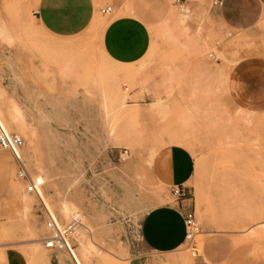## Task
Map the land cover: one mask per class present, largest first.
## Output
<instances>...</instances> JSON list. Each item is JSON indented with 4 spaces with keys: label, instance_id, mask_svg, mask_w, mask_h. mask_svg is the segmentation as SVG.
I'll return each instance as SVG.
<instances>
[{
    "label": "rangeland",
    "instance_id": "1",
    "mask_svg": "<svg viewBox=\"0 0 264 264\" xmlns=\"http://www.w3.org/2000/svg\"><path fill=\"white\" fill-rule=\"evenodd\" d=\"M36 1L0 0V28L13 38L6 42L0 37V51L18 62L27 82L38 83L45 111L39 106L40 117L31 111L30 102L37 103L29 91L25 92L29 96L26 105L13 63L0 53V124L4 132L23 138L20 156L25 148L28 160L24 163L40 186V200L59 224L70 221L60 212L62 200L77 208L87 229L81 230L71 246L74 263H130L140 250L137 225L145 212H119L125 211L127 191L118 179H125L138 198H155V204L173 202L172 189L154 181L146 160L153 149L175 145L178 136L187 141L179 146L195 160L184 198L189 199L201 226L196 238L199 257L194 258L184 246L173 255L152 256L153 264H197V259L210 264H264V112L235 106L226 91L235 64L250 56L264 57V9L251 26L233 28L213 6L214 0H197L188 9L177 0H95V18L106 28L92 23L79 37L57 41L33 19ZM107 7L112 12L105 15L102 11ZM123 16L139 18L150 32L149 50L136 63L117 62L103 48L105 30L113 19ZM78 89L87 99L101 103L102 132L107 136L102 147L112 148L117 156L95 159H112L110 178H101L93 167L87 171L85 160L90 156H84L80 168L85 178L76 181L62 155L69 145L50 143L52 139L62 142L57 126L69 119L61 106L58 113L47 112V100L55 94L71 98ZM13 100L26 114V131L10 119ZM117 102L128 111L117 109ZM84 104L88 109V101ZM107 107L113 110L111 115ZM83 115L88 122L94 119L92 112ZM45 118L44 124L48 119L56 122L49 130L42 126ZM0 161V253L5 256V262L0 256V264H13L14 256L17 264H35L37 257L49 252L44 240L37 253L35 243L30 242L49 235L43 212L37 198L27 194L17 179L15 156L0 150ZM104 171L100 163L96 172ZM105 205L113 208H108L102 234L95 221L105 216L101 210ZM119 206L121 210L114 209ZM134 207V203L127 206ZM122 223L132 225V235L110 240L106 230ZM83 239L95 245L98 256L82 254Z\"/></svg>",
    "mask_w": 264,
    "mask_h": 264
},
{
    "label": "crops",
    "instance_id": "2",
    "mask_svg": "<svg viewBox=\"0 0 264 264\" xmlns=\"http://www.w3.org/2000/svg\"><path fill=\"white\" fill-rule=\"evenodd\" d=\"M196 1L177 0L178 3H182L178 5L187 9L192 7ZM35 5L33 19L45 34L57 41L79 37L96 20L95 0H37ZM263 9L264 0H223V7L219 10L223 18L233 28H247L253 24ZM150 43L151 36L147 26L142 20L132 16L113 19L103 35V48L108 56L125 64L136 63L144 58L149 50ZM0 53L3 59L12 62L14 65V74L22 83L20 97L28 98L29 96L25 92L29 91L37 103L36 105L32 99L33 101L30 102L31 111H34L40 117L39 114L42 111L39 110V106L42 107L44 104L43 97L41 98L42 94H39L42 92L38 83L27 82L25 73L18 62L2 51ZM5 69H7L6 66ZM1 78L0 76V80ZM226 91L230 101L235 106L253 113L264 112V57L250 56L235 64L229 72ZM60 101H63L64 104H61ZM85 101H88V109L84 104ZM47 102L50 103L47 104V112L58 113L60 111L58 108L61 106L62 111L68 114L67 118L71 123L68 124L64 121L65 124L57 126V129L62 132L63 141L70 146V149L63 152L62 155L90 156L85 160L86 170L90 171L93 167L95 173L101 178H110V172L114 166L111 163L112 159L110 157L108 159L106 157L95 159L96 156H117L112 148L102 147V142L107 136L105 132H102L105 126H102L100 119L101 103L87 99L81 89H78L77 94L71 98L55 94ZM42 109L44 110L43 107ZM86 112L88 114L93 113V121L88 122L85 120L83 114ZM55 123L48 119L46 125L50 127ZM105 143L110 145L109 140ZM100 163H103L105 168L103 173L96 172L100 170ZM146 163L150 168L154 181L169 190L173 188L184 189L192 179L195 171V160L192 153L179 145L162 147L152 158L148 156ZM115 171V174H117L119 170L115 169ZM118 182L125 187L127 192L133 194V188L127 185L125 179L120 177ZM141 187L139 183V188L141 189ZM137 199L138 202L135 204L134 209L126 207L127 209L123 212L119 211L121 210L120 206L114 208L122 214L138 215L145 212L137 225L140 250L138 251L137 248V253L129 264H153L152 256L165 257L173 255L183 248L186 235L184 216L192 211V204L189 199H175L173 202L164 204H155L157 202L155 198L137 197ZM92 201L96 202L91 198ZM108 208L113 207L101 206L105 216L99 221H95L102 229V234H105L106 224L104 221L107 211H109ZM53 218L59 223L55 216ZM132 232V225L127 223H122L121 227L116 224L114 228L106 230L110 240L116 238L128 239ZM10 261L17 264L19 259L14 256ZM35 264L75 263L70 254L67 256L63 251L49 250L48 253H43L37 257ZM197 264H202V259H197Z\"/></svg>",
    "mask_w": 264,
    "mask_h": 264
},
{
    "label": "built area",
    "instance_id": "3",
    "mask_svg": "<svg viewBox=\"0 0 264 264\" xmlns=\"http://www.w3.org/2000/svg\"><path fill=\"white\" fill-rule=\"evenodd\" d=\"M213 6L217 9L223 7V0H214ZM103 14H111L112 8L107 7ZM24 146V140L17 134H6L0 132V150L12 153L18 161L17 179L25 186V191L29 195L37 198L41 210L44 215V223L49 231V235L44 239V244L48 250H58L68 252L72 256L71 246L76 238L79 236L84 224L80 218L73 217L67 224H58L50 212L47 210L45 204L40 200L39 188L33 176L29 173L24 162L18 157V151ZM172 195L177 200L184 198L185 191L183 188H173ZM185 247L191 252L194 258H198V249L196 246V238L201 234V226L196 218L195 212L191 211L185 214ZM202 264H210L203 262Z\"/></svg>",
    "mask_w": 264,
    "mask_h": 264
},
{
    "label": "bare ground",
    "instance_id": "4",
    "mask_svg": "<svg viewBox=\"0 0 264 264\" xmlns=\"http://www.w3.org/2000/svg\"><path fill=\"white\" fill-rule=\"evenodd\" d=\"M173 3L176 1V0H171ZM175 14V13H174ZM187 15V13H184L183 14V16H186ZM102 19V18H101ZM106 21V20H105ZM167 23V22H166ZM94 25V27H99V28H106V25L104 24V23H100L99 22V20H98V18H96V20H95V22L93 23ZM165 24V23H164ZM167 25V24H166ZM166 27V26H165ZM3 28V27H2ZM2 28H0V37L4 40V41H6V42H12V37L10 36V35H8L7 34V32L6 31H4ZM101 31V30H100ZM168 33V32H167ZM100 39V38H99ZM106 53V52H105ZM108 55V54H107ZM111 58V57H110ZM28 103H29V101L28 100H26V105H28ZM117 104H118V102H117ZM161 104H159V106H160ZM157 105L156 104H154V105H152L151 107L152 108H154V107H156ZM161 107V106H160ZM11 108H12V110H11V120H12V122L14 123V124H17L18 126H19V128L21 129V130H27V124H28V122H27V118H26V114L24 113V110H23V108L20 106V105H18L16 102H14V100L12 101V106H11ZM117 109H119V110H121V111H125V110H127V107L125 106V104L124 103H122V102H120L119 104H118V106H117ZM116 109V110H117ZM159 109V108H158ZM110 110H112V109H108V107L106 108V112H107V114H109V115H111V111ZM118 110V111H119ZM128 111V110H127ZM112 112H113V110H112ZM110 118V117H109ZM40 121H41V119H39ZM45 121H46V118L44 119V121H43V119H42V126H44L45 127V129L46 130H49L50 128L49 127H47L46 126V124H44L45 123ZM56 121V120H55ZM66 122H68V124H71L70 123V121L69 120H65ZM72 126V125H71ZM74 126V125H73ZM0 131L2 132H4V130H3V126L0 124ZM6 134H9V133H7V132H5ZM183 137V136H182ZM63 138L64 137H60V139H62V142L60 141L59 143L55 140V139H52L51 141H50V143L52 144V145H56V147H62V146H64L65 144H66V142H64L63 141ZM174 143H176L177 145H187V141L185 140V139H183V138H181V137H178V136H175L174 137ZM175 144V145H176ZM70 147V146H69ZM86 147V146H85ZM23 148V147H22ZM22 148L18 151V157L20 158V160L21 161H23V162H25L26 160H28V158H27V155H26V153H25V148H24V156L22 157V156H20V154H21V152H22ZM55 148V147H54ZM57 149V148H56ZM161 149V148H160ZM160 149H153L152 150V152L148 155L149 156V158H152L153 156H155L156 154H157V152L160 150ZM57 151V150H56ZM81 152H83V151H81ZM76 153V152H75ZM65 155V154H64ZM67 157V159H68V164H69V166H70V168L73 170V173H74V175H75V177H76V181H81L82 179H84L85 178V172L83 171V170H81V165H82V158L84 157V156H66ZM25 160V161H24ZM3 162L2 161H0V164H2ZM25 164V163H24ZM91 178V177H90ZM74 182V181H73ZM105 183V182H104ZM72 184V183H71ZM97 184V183H96ZM72 186V185H71ZM104 190V189H103ZM104 192H105V190H104ZM107 192V191H106ZM108 193V192H107ZM101 197H102V195H101ZM109 197H110V195H109ZM124 199H126V198H124ZM138 202V199H137V197L136 196H134L133 194L131 195L130 193H129V191L127 192V201H126V204L125 205H123V208L124 209H126V207L128 206V205H131V203H134V204H136ZM59 209H60V212H61V214L63 215V216H66V217H70V219L71 218H73V217H77V218H80V215H79V213L77 212V208L74 206V205H72L71 203H69V201H67V200H62L61 202H60V206H59ZM132 209V208H131ZM81 219V218H80ZM82 220V219H81ZM59 224V223H58ZM60 225V224H59ZM85 229H87V227L85 226L84 227ZM4 232H6V230H3ZM248 231H250V230H248ZM34 231H31V233H33ZM249 233V232H248ZM6 234H7V232H6ZM34 235H35V233H34ZM36 237V236H35ZM78 238V237H77ZM45 238L43 237L42 239H36V238H33L30 242H31V244H34L33 246V251H34V253H37V252H39L40 250H41V246L39 245V242H43V240H44ZM37 243H38V245H37ZM80 249H81V252H82V254L84 255V256H88V255H97L98 254V251H97V249H96V247H95V245L92 243V242H90V241H88L87 239H83L82 241H80ZM0 256H1V258L4 260V262H5V256H4V253L2 252V253H0ZM82 256V255H81ZM98 256V255H97ZM84 258V257H83ZM87 258V257H86Z\"/></svg>",
    "mask_w": 264,
    "mask_h": 264
}]
</instances>
